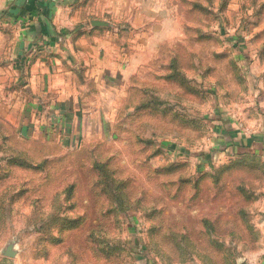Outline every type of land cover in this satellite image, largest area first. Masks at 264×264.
Masks as SVG:
<instances>
[{"label": "rangeland", "instance_id": "1", "mask_svg": "<svg viewBox=\"0 0 264 264\" xmlns=\"http://www.w3.org/2000/svg\"><path fill=\"white\" fill-rule=\"evenodd\" d=\"M142 1L0 28V264H264V0Z\"/></svg>", "mask_w": 264, "mask_h": 264}, {"label": "crops", "instance_id": "2", "mask_svg": "<svg viewBox=\"0 0 264 264\" xmlns=\"http://www.w3.org/2000/svg\"><path fill=\"white\" fill-rule=\"evenodd\" d=\"M145 1L150 0L142 2ZM139 2L141 0H63L58 3L43 0H0V28L17 34L20 42L18 48L29 51L23 61L32 62V56L45 49V45L49 55L58 51V44L54 47L56 39L49 40L46 34H53L54 30L57 33L66 30L71 33L87 32L88 25L92 28L99 24L108 12H122L130 7L125 4L138 6ZM85 50L87 51V47L82 48L86 57Z\"/></svg>", "mask_w": 264, "mask_h": 264}, {"label": "built area", "instance_id": "3", "mask_svg": "<svg viewBox=\"0 0 264 264\" xmlns=\"http://www.w3.org/2000/svg\"><path fill=\"white\" fill-rule=\"evenodd\" d=\"M43 1H54L55 2V1H58V0H43Z\"/></svg>", "mask_w": 264, "mask_h": 264}]
</instances>
